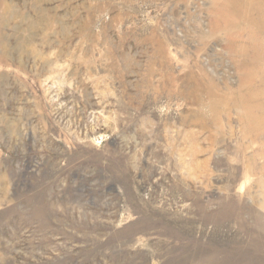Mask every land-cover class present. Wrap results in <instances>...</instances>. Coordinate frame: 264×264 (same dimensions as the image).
Masks as SVG:
<instances>
[{"label":"rangeland","instance_id":"obj_1","mask_svg":"<svg viewBox=\"0 0 264 264\" xmlns=\"http://www.w3.org/2000/svg\"><path fill=\"white\" fill-rule=\"evenodd\" d=\"M0 264H264V0H0Z\"/></svg>","mask_w":264,"mask_h":264}]
</instances>
